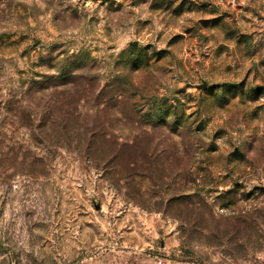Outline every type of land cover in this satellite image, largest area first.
Segmentation results:
<instances>
[{
  "label": "rangeland",
  "instance_id": "obj_1",
  "mask_svg": "<svg viewBox=\"0 0 264 264\" xmlns=\"http://www.w3.org/2000/svg\"><path fill=\"white\" fill-rule=\"evenodd\" d=\"M159 260L264 264V0H0V264Z\"/></svg>",
  "mask_w": 264,
  "mask_h": 264
},
{
  "label": "water",
  "instance_id": "obj_2",
  "mask_svg": "<svg viewBox=\"0 0 264 264\" xmlns=\"http://www.w3.org/2000/svg\"><path fill=\"white\" fill-rule=\"evenodd\" d=\"M132 45H133V46H137V43H133ZM200 88H201V89H206V85L203 84Z\"/></svg>",
  "mask_w": 264,
  "mask_h": 264
},
{
  "label": "built area",
  "instance_id": "obj_3",
  "mask_svg": "<svg viewBox=\"0 0 264 264\" xmlns=\"http://www.w3.org/2000/svg\"><path fill=\"white\" fill-rule=\"evenodd\" d=\"M158 264H165V262H163V260H159Z\"/></svg>",
  "mask_w": 264,
  "mask_h": 264
}]
</instances>
